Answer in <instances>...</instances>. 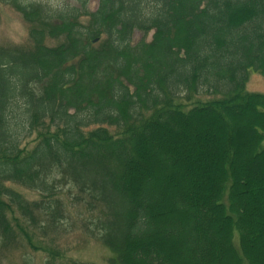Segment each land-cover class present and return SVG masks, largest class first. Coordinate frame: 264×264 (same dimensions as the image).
I'll use <instances>...</instances> for the list:
<instances>
[{
    "label": "trees",
    "instance_id": "trees-1",
    "mask_svg": "<svg viewBox=\"0 0 264 264\" xmlns=\"http://www.w3.org/2000/svg\"><path fill=\"white\" fill-rule=\"evenodd\" d=\"M89 1L5 2L30 46L0 47V249L59 258L33 230L67 188L112 264H264V0Z\"/></svg>",
    "mask_w": 264,
    "mask_h": 264
},
{
    "label": "rangeland",
    "instance_id": "rangeland-1",
    "mask_svg": "<svg viewBox=\"0 0 264 264\" xmlns=\"http://www.w3.org/2000/svg\"><path fill=\"white\" fill-rule=\"evenodd\" d=\"M55 1V0H52ZM6 0H0V47H22L30 45L28 39L29 26L21 15ZM98 1L90 0L88 9L94 11ZM142 34L135 32L134 41H138ZM151 38L148 35L147 41ZM52 45L54 41L49 42ZM246 90L249 93L264 94V76L250 70ZM264 149V140L261 143ZM18 192L25 200L32 202L39 200L37 192L25 189L19 185L7 184ZM77 193L74 189L64 188L59 195L63 218L57 225L47 228L45 233L34 229V235L40 239V244L47 249L52 248L60 254L59 258L51 260L44 251H32L24 241L9 250L0 249V264H112V253L100 241L96 221L102 219L98 211L86 209L83 205L72 201ZM236 240V238H235Z\"/></svg>",
    "mask_w": 264,
    "mask_h": 264
}]
</instances>
